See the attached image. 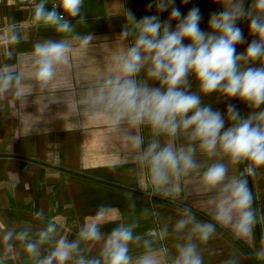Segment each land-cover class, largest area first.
<instances>
[{"label": "clouds", "instance_id": "9594fccd", "mask_svg": "<svg viewBox=\"0 0 264 264\" xmlns=\"http://www.w3.org/2000/svg\"><path fill=\"white\" fill-rule=\"evenodd\" d=\"M220 7L207 20V30L200 27L203 19L198 6L186 14L175 6V0H153L147 10L155 7V14L137 19L125 6L124 23L116 35V49L108 59L109 72L102 81L91 87L82 100L83 108L91 115H104L112 126L126 124L125 138L137 150L136 160L148 167L152 185L171 192L178 190L173 180L198 168L194 159L197 148L209 157L226 159L228 164L216 162L202 174V183L209 190L218 189L214 202L213 223H201L185 210V218L175 224L177 231L191 225L188 242L178 244L172 264H204L192 241L195 234L206 243L216 230V224L230 228L234 237L246 240L264 217H258L254 208L255 195L249 178H256L264 169V0H213ZM51 3V7L48 5ZM188 4L189 0H182ZM84 0H34L32 19L37 25L52 28L61 38L45 39L33 45L30 55L34 65L33 80L41 88L52 83L58 70L70 64L74 53L94 46L93 33L81 34L78 25L86 24L82 14ZM171 9L166 20L160 14ZM73 21L75 23H73ZM240 21H249L247 41ZM173 22L175 26L173 27ZM18 23L10 19L5 34L0 39V49L7 60H12L16 47L23 39ZM188 41V43H185ZM247 44L237 53V45ZM259 66H256V65ZM11 66H0V98L11 93L16 101L27 103V93L18 73L8 71ZM197 90L192 91V79ZM217 94V98L237 99L252 111L242 115L237 106L228 103L226 111L213 108L204 97ZM226 123L228 126L226 127ZM149 126L156 135H166L175 140L187 133V147L167 143L163 147L154 139L143 147L141 136L134 133L140 126ZM244 165L243 171L229 178V165ZM115 165H113V168ZM169 185L171 188L169 189ZM38 219L45 217L40 209L34 213ZM112 209L99 205L91 219H86L78 231L77 239L69 242L64 237L55 240L47 255L41 246L49 243L57 225L48 220L45 226L30 234L28 229H0V243L5 252L13 251L16 240L22 242L24 253L35 264H67L78 252L81 242L96 243L103 240L99 258L78 264H132L129 244L138 242L134 236L135 224H119L104 239L102 223H111ZM167 235V228L162 229ZM147 251L136 264H160L152 254L150 242ZM264 262V244L254 253ZM42 257V258H41ZM0 264L4 260L0 259Z\"/></svg>", "mask_w": 264, "mask_h": 264}, {"label": "crops", "instance_id": "0c3cea01", "mask_svg": "<svg viewBox=\"0 0 264 264\" xmlns=\"http://www.w3.org/2000/svg\"><path fill=\"white\" fill-rule=\"evenodd\" d=\"M150 2L153 0H84L82 14L86 15L87 23L78 25L76 31L93 33L97 37L94 46L83 51L77 49L70 64L61 67L56 79L41 88L33 80L30 52L37 42L61 37L52 28L36 24L32 19L33 5L20 0H0V30H5L10 19H14L23 35L12 60H7L0 49V66L10 65L8 71L21 76L27 93L26 105L16 101L11 93L0 98V229H28L34 234L52 220L57 231L49 243L41 246L42 257L52 250L56 239L64 237L69 242L77 239L82 224L102 204L112 209L109 219L113 221L102 223L100 231L104 239L119 224L136 225L133 234L140 240L129 244L132 264L147 251L145 241L150 242L152 254L159 258L160 264H172L178 253L176 246L187 243L191 232V225L180 231L175 228L176 222L185 218V210L197 222L216 223L213 198L218 189L206 188L202 174L213 163L228 164L226 159L209 157L197 148L194 159L198 168L179 181L173 180L178 190H158L151 183L147 165L135 159L138 152L125 138L128 126L114 127L106 116L91 115L81 103L88 90L109 72L108 59L117 47L116 35L124 23L120 16L123 7L130 8L140 19L155 14V7L146 9ZM175 6L184 14L198 6L203 30H207L209 15L220 7L213 0H189L188 4L175 0ZM170 11L161 13V20H166ZM248 24L249 21H241L240 27L250 42L255 37L249 35ZM4 34L0 31V39ZM246 47V43L237 45V53ZM191 79L192 91H196L197 83ZM203 99L221 111H226L228 103L236 105L235 99L217 98L215 93ZM238 104L242 115L252 111L240 100ZM133 131L143 138L145 148L154 139L162 147L167 143L187 147L189 143L187 133L170 140L166 135H156L146 125ZM243 168V164L229 165V178ZM249 186L255 195L257 215L264 217V169L258 177L249 178ZM40 209L45 212L42 219L34 215ZM258 226L264 244V219ZM164 228L166 236L162 233ZM2 236L0 231V240ZM233 238L230 228L216 224L206 243H201L195 234L191 242L197 245L204 264H257ZM236 240L254 251L255 229L246 240ZM11 243L14 245L11 253H6L0 243V259L4 264H35L24 253L22 242ZM102 248L103 240L94 244L82 241L67 264H78L80 257L86 261L99 258Z\"/></svg>", "mask_w": 264, "mask_h": 264}, {"label": "trees", "instance_id": "16d2710c", "mask_svg": "<svg viewBox=\"0 0 264 264\" xmlns=\"http://www.w3.org/2000/svg\"><path fill=\"white\" fill-rule=\"evenodd\" d=\"M248 2H249V0L246 1V3H245V7H247ZM240 23H241V21L239 22V26H240ZM235 103H236L237 108L239 109V104H238V100H237V99H235ZM254 208H255V205H254ZM255 236H256V240H257V241H256V246H255V248H254V251H251V250L247 249L246 247H244L243 245H241V243H239L235 238H233V240L236 241L237 244H238L239 246H241V248H242L244 251H246L249 255H251L257 264H264V262H260V261H258V260L256 259L255 255H254V253H255L256 251H258L259 248H260V246L263 244V243H262V236H261V234H260L259 226H258V225H257L256 228H255Z\"/></svg>", "mask_w": 264, "mask_h": 264}, {"label": "built area", "instance_id": "2783aa9c", "mask_svg": "<svg viewBox=\"0 0 264 264\" xmlns=\"http://www.w3.org/2000/svg\"><path fill=\"white\" fill-rule=\"evenodd\" d=\"M21 2L25 3L26 5H33L34 4V0H20ZM38 0H36L37 2ZM51 2V0H50ZM48 7H51V3H49Z\"/></svg>", "mask_w": 264, "mask_h": 264}]
</instances>
